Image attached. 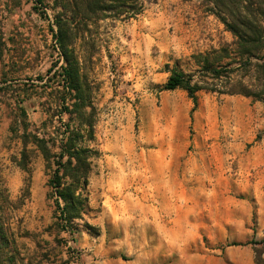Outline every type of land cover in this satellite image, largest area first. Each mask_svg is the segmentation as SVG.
I'll list each match as a JSON object with an SVG mask.
<instances>
[{
  "label": "rangeland",
  "instance_id": "1",
  "mask_svg": "<svg viewBox=\"0 0 264 264\" xmlns=\"http://www.w3.org/2000/svg\"><path fill=\"white\" fill-rule=\"evenodd\" d=\"M59 2L0 0V264H264V101L203 90L192 114L186 91L164 90L172 69L200 82L204 61L232 63L236 38L205 0L73 23L101 156L89 209L64 230L41 154L19 165L21 109L34 130L60 81ZM235 61L230 88L264 89L256 59Z\"/></svg>",
  "mask_w": 264,
  "mask_h": 264
},
{
  "label": "trees",
  "instance_id": "2",
  "mask_svg": "<svg viewBox=\"0 0 264 264\" xmlns=\"http://www.w3.org/2000/svg\"><path fill=\"white\" fill-rule=\"evenodd\" d=\"M140 1L60 0L58 7L62 9V13L56 16L54 23L57 30L54 36L64 63L59 71H54L53 68L49 70L53 79L60 80L58 88L52 91L51 101L46 103L45 119L34 130H30L27 115L21 109L25 120L23 133L19 136L23 146L19 165L25 168L32 152L41 154L50 175L48 185L55 200L56 218L64 230L74 229L76 221L81 220L89 209V180L95 162L101 156L96 144L98 109L93 103L92 92L85 83L81 63L73 50L72 25L105 20L113 9L124 6H130L132 14L137 15L141 10ZM205 1L213 4L216 11L226 18L223 19L224 23L236 38L234 52H228L224 57L231 59L232 63L212 67L211 63L204 61L203 68L207 72L204 77L208 80L200 82L195 81L192 74L172 69L164 90L186 91L194 105L192 114L198 106L197 94L203 90L239 94L264 101V89L255 90L242 84H233L230 88L233 70L228 68L236 64L237 57L246 59L248 64L256 59L258 62L253 66L258 80H264V28L257 20L258 16H264V10L261 6L254 8L252 0ZM262 1L259 0L258 3L262 4ZM219 62L220 60L216 63ZM223 78L227 79L229 86L226 89H221L223 86L218 83Z\"/></svg>",
  "mask_w": 264,
  "mask_h": 264
},
{
  "label": "bare ground",
  "instance_id": "3",
  "mask_svg": "<svg viewBox=\"0 0 264 264\" xmlns=\"http://www.w3.org/2000/svg\"><path fill=\"white\" fill-rule=\"evenodd\" d=\"M159 171V174L162 176V178L164 179L165 178V172L163 169H158Z\"/></svg>",
  "mask_w": 264,
  "mask_h": 264
}]
</instances>
